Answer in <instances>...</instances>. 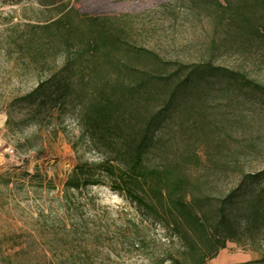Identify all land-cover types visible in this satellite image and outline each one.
<instances>
[{
  "label": "rangeland",
  "instance_id": "obj_1",
  "mask_svg": "<svg viewBox=\"0 0 264 264\" xmlns=\"http://www.w3.org/2000/svg\"><path fill=\"white\" fill-rule=\"evenodd\" d=\"M94 17L117 29L122 45L152 52L176 84L192 67L217 71L199 92L176 96L145 162L175 163L194 177L216 172L217 195L240 185L264 197V0H0V102L58 74L66 57L74 72L64 105L34 116L20 103L9 121L0 111V264H151L165 255L162 227L103 177L64 197L73 167L99 156L80 138L73 101L85 92L86 59L74 60L75 35L57 46L58 28H82ZM31 29L56 37L35 62L16 41ZM263 252L264 221L253 248L228 241L206 264Z\"/></svg>",
  "mask_w": 264,
  "mask_h": 264
},
{
  "label": "trees",
  "instance_id": "obj_2",
  "mask_svg": "<svg viewBox=\"0 0 264 264\" xmlns=\"http://www.w3.org/2000/svg\"><path fill=\"white\" fill-rule=\"evenodd\" d=\"M95 19L89 18L84 32L83 27L71 25L58 28L57 46L66 45L75 35L80 46L74 60L86 59V63L79 61L85 92L73 101L80 138L99 156L98 161L85 160L73 167L63 185L64 197L69 191L101 183L103 177L139 213L162 227L167 249L162 258L150 257L151 264H206L228 241L253 248L264 221L262 195L240 185L217 195L213 192L216 172L194 177L175 163L150 166L145 162L155 130L176 109V96L199 92L217 71L210 66L192 67L190 76L176 84L160 73L162 65L152 52L122 45L117 29L100 26ZM16 38L17 46L33 62L55 47L56 37L45 31L31 29ZM70 64L66 57L58 74L1 101L0 111L8 115L7 121L10 108L20 103L33 108L34 116L64 105L72 93ZM231 264H264V252L257 259Z\"/></svg>",
  "mask_w": 264,
  "mask_h": 264
}]
</instances>
